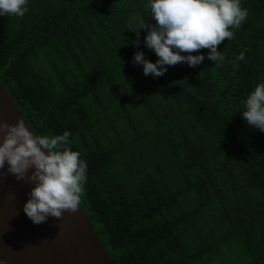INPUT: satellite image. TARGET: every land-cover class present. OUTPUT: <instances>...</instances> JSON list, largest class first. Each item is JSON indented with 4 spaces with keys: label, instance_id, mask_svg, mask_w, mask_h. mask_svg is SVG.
I'll return each mask as SVG.
<instances>
[{
    "label": "trees",
    "instance_id": "trees-1",
    "mask_svg": "<svg viewBox=\"0 0 264 264\" xmlns=\"http://www.w3.org/2000/svg\"><path fill=\"white\" fill-rule=\"evenodd\" d=\"M146 4L29 0L0 17V82L37 135L70 132L80 205L115 264H264V132L240 115L264 82V0H241L223 62L159 77L132 59H157L130 24L152 22Z\"/></svg>",
    "mask_w": 264,
    "mask_h": 264
},
{
    "label": "clouds",
    "instance_id": "clouds-1",
    "mask_svg": "<svg viewBox=\"0 0 264 264\" xmlns=\"http://www.w3.org/2000/svg\"><path fill=\"white\" fill-rule=\"evenodd\" d=\"M29 0H0V17H23ZM146 14L133 18L135 34L144 30L143 43L157 59L152 62L136 51L133 62L145 76L159 77L167 66L177 63L195 67L204 59L220 64L224 55L217 45L233 38L248 16L241 0H147ZM201 49H207L201 53ZM195 53V54H193ZM236 61L244 60L241 52ZM238 65L233 62V67ZM127 85L126 81L123 79ZM128 87V85H127ZM241 118L253 129L264 132V82L257 83L242 102ZM70 132L37 135L22 119L15 124L0 121V168L17 180L32 182L22 210L34 224L51 216L59 219L64 211H75L87 180V163L71 147ZM29 169L31 171L29 172Z\"/></svg>",
    "mask_w": 264,
    "mask_h": 264
},
{
    "label": "water",
    "instance_id": "water-1",
    "mask_svg": "<svg viewBox=\"0 0 264 264\" xmlns=\"http://www.w3.org/2000/svg\"><path fill=\"white\" fill-rule=\"evenodd\" d=\"M22 119L35 131L0 82V121ZM31 169H29V172ZM32 182L0 168V261L3 264H115L80 203L59 219L34 224L22 210Z\"/></svg>",
    "mask_w": 264,
    "mask_h": 264
},
{
    "label": "built area",
    "instance_id": "built-area-1",
    "mask_svg": "<svg viewBox=\"0 0 264 264\" xmlns=\"http://www.w3.org/2000/svg\"><path fill=\"white\" fill-rule=\"evenodd\" d=\"M0 264H3V263L0 261Z\"/></svg>",
    "mask_w": 264,
    "mask_h": 264
}]
</instances>
